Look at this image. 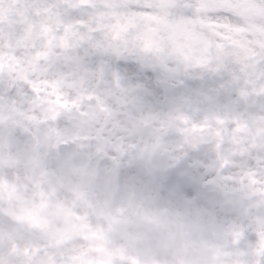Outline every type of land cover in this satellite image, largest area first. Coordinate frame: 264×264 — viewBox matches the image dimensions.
Instances as JSON below:
<instances>
[{
    "label": "snow or ice",
    "instance_id": "1",
    "mask_svg": "<svg viewBox=\"0 0 264 264\" xmlns=\"http://www.w3.org/2000/svg\"><path fill=\"white\" fill-rule=\"evenodd\" d=\"M98 104L214 134L217 167L188 158L163 183L218 198L250 187L244 203L264 216V0H0V125L46 170L87 154L110 167L114 149L76 128ZM245 235L259 240L254 223Z\"/></svg>",
    "mask_w": 264,
    "mask_h": 264
},
{
    "label": "flooded vegetation",
    "instance_id": "2",
    "mask_svg": "<svg viewBox=\"0 0 264 264\" xmlns=\"http://www.w3.org/2000/svg\"><path fill=\"white\" fill-rule=\"evenodd\" d=\"M108 123L111 127L100 136L95 126L99 124L103 128ZM13 127L12 123L0 125V264H31L32 252L38 249L37 240H42L44 245L49 242L69 245L68 241H74L72 236H79L85 230L79 226L83 224L79 218H83L85 208L89 215L83 220L91 218L99 234L98 219L95 220L98 194L116 205L133 204L128 210L132 214L139 211L144 217L147 208L142 207L167 202L162 214L173 217L179 226L174 230L167 221L164 228L159 229L156 222L149 229L151 232L164 230L169 239L183 247L188 244L190 248H197L194 264H261L264 216L254 213L255 205L244 203L255 190L227 188L218 198L211 187L186 194L178 184L163 183L168 171L188 158L207 170L217 167L221 155L210 150L216 139L214 134L196 127H179L174 118L142 117L131 111L112 119V113L98 104L89 108L84 120L76 124L78 133H83L78 134V138L87 139L95 134L102 146L112 147L116 152L112 165L100 166L95 154H87L82 160L67 161L51 171L43 166L39 146L19 143L12 134ZM108 181L112 189L119 191L120 203L95 187L96 183ZM192 199L203 204L200 211L205 218L202 225L197 224L198 230L190 227L202 217L199 214L197 219H190L196 216L190 207ZM159 210L154 209L156 213ZM184 212L188 213L187 219ZM249 223L256 225L259 240L246 237ZM56 227L61 235L52 237L48 232L54 234ZM138 241L127 240L126 243L142 257V263L161 264L158 257L149 258L139 252ZM223 250L229 251L231 257ZM72 251L75 253L76 249ZM182 260L178 259L176 264H181ZM184 264L192 262L186 260Z\"/></svg>",
    "mask_w": 264,
    "mask_h": 264
},
{
    "label": "rangeland",
    "instance_id": "3",
    "mask_svg": "<svg viewBox=\"0 0 264 264\" xmlns=\"http://www.w3.org/2000/svg\"><path fill=\"white\" fill-rule=\"evenodd\" d=\"M165 201H158L157 203L147 204V211H144L143 214L146 215L144 217L141 212L136 211L134 214L130 212L133 207L131 205H116L113 202L107 200V198L97 195L95 198V206L96 213L98 217V226L100 229V235L97 233L96 228L92 225V219L84 217L89 215L88 208L83 209L84 215L80 221H83V224L79 225L84 227L85 230L80 232V236L78 239L74 241H68L67 246H60L59 244H55L54 242L45 244L48 249L51 251L47 252L46 257H41L38 254V249L32 252L31 256V264H53V254L59 256H63L66 254H71L72 264H144L142 263V257L137 253V251L133 248H130L126 243L128 240H140L145 235L146 232H151L149 227H154L156 222H159V229H163L166 222L168 221L171 228L176 230V227L179 224L175 223L173 217L163 216L162 211L165 208ZM195 211L194 215L191 216L190 219H197V215H201L199 217L198 223H194L191 227V230H198L197 224H203V219L205 218L204 214L200 211L203 207L202 202L194 201L192 199L191 206ZM159 208L158 213L154 211V209ZM124 210L125 213L122 211ZM188 218V213H183ZM75 225V228L80 227ZM143 229V230H142ZM54 234L48 232L52 237H59L61 235V231L58 227L53 228ZM198 234V233H197ZM94 236L96 239H91ZM197 239V238H196ZM95 240V242H94ZM184 248L186 250H190L194 255H197V248H190L188 244H185ZM44 246H40L43 248ZM75 250V253L72 250ZM229 258L231 257V253L227 250L222 251ZM186 262L185 259L182 260L181 264Z\"/></svg>",
    "mask_w": 264,
    "mask_h": 264
},
{
    "label": "clouds",
    "instance_id": "4",
    "mask_svg": "<svg viewBox=\"0 0 264 264\" xmlns=\"http://www.w3.org/2000/svg\"><path fill=\"white\" fill-rule=\"evenodd\" d=\"M137 250L148 255L149 258L158 257L161 264H176V261L181 258L194 264L196 259L190 250L169 239L164 230L146 232V235L137 242Z\"/></svg>",
    "mask_w": 264,
    "mask_h": 264
}]
</instances>
